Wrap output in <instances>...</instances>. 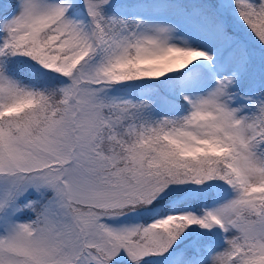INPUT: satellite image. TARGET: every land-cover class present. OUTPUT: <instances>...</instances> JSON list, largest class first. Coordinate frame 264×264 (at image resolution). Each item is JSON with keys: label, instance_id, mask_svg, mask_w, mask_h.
Returning a JSON list of instances; mask_svg holds the SVG:
<instances>
[{"label": "snow or ice", "instance_id": "snow-or-ice-1", "mask_svg": "<svg viewBox=\"0 0 264 264\" xmlns=\"http://www.w3.org/2000/svg\"><path fill=\"white\" fill-rule=\"evenodd\" d=\"M0 264H264V0H0Z\"/></svg>", "mask_w": 264, "mask_h": 264}]
</instances>
